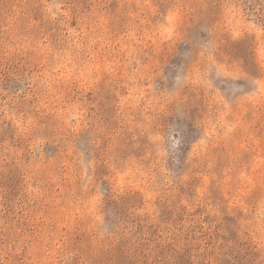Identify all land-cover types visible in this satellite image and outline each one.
Returning <instances> with one entry per match:
<instances>
[{"label":"rangeland","instance_id":"1","mask_svg":"<svg viewBox=\"0 0 264 264\" xmlns=\"http://www.w3.org/2000/svg\"><path fill=\"white\" fill-rule=\"evenodd\" d=\"M0 264H264V0H0Z\"/></svg>","mask_w":264,"mask_h":264}]
</instances>
